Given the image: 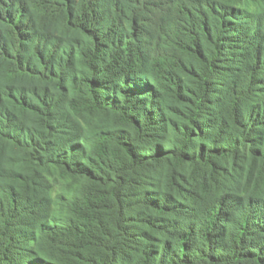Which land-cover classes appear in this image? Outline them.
Segmentation results:
<instances>
[{
    "label": "trees",
    "instance_id": "1",
    "mask_svg": "<svg viewBox=\"0 0 264 264\" xmlns=\"http://www.w3.org/2000/svg\"><path fill=\"white\" fill-rule=\"evenodd\" d=\"M0 264H264V0H0Z\"/></svg>",
    "mask_w": 264,
    "mask_h": 264
}]
</instances>
